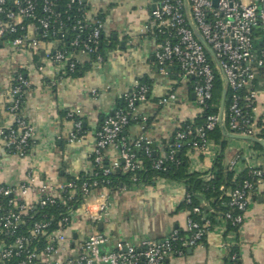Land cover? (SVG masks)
Returning a JSON list of instances; mask_svg holds the SVG:
<instances>
[{
    "label": "built area",
    "instance_id": "obj_1",
    "mask_svg": "<svg viewBox=\"0 0 264 264\" xmlns=\"http://www.w3.org/2000/svg\"><path fill=\"white\" fill-rule=\"evenodd\" d=\"M146 1L150 15L143 33L156 40L154 57L159 74L170 76L169 69L177 66V77L192 81L201 114L214 107V67L219 75L220 72L197 37L199 32L214 51L225 73L224 85L227 84L228 93L232 92L227 115L231 132L227 129L228 132L264 141V124L261 125L255 117L264 78V0ZM75 8L80 13L77 16L72 14ZM87 8L89 0H0V45L7 41L15 52L39 53L45 42L55 43L56 47L45 55V59L62 66L58 75L60 80L77 69L81 55L94 57L93 64L104 63L106 58L101 52L104 21L93 16ZM69 33H74V38L68 50L61 48V44L67 42ZM55 84L52 82V86ZM30 88L25 73L17 71L7 91V111L13 123L1 130L5 151L22 158L30 154L34 147L32 143H35V129L22 114V96ZM93 94L98 92L94 90ZM148 97V85L137 83L125 94L126 107L118 108L104 119L95 132L93 170H98L104 177L119 170L131 175L133 184H145L142 174L147 172L145 159L154 154L153 141L144 134L129 140L125 130L131 121L140 123L146 130L148 116H138L136 111ZM176 100L177 94L171 93L160 100V105L169 108ZM81 113V110H75L66 114V118L73 122L68 135L70 143L87 138ZM220 122V109L218 114L208 116L202 126L184 122L176 131L169 151L153 162L152 169L166 172L169 163L179 164L176 155L184 147H187L189 155L207 150L210 145L208 133L220 126ZM223 122L226 127V107ZM110 146L119 151L120 160L116 164L105 165V152ZM239 157L227 166V171L235 176L232 186L220 187L222 195L228 198L221 220L233 228L242 226L251 194L264 184V166L251 165L244 173L237 172ZM87 173L52 186L44 183L37 187L38 177L30 171L25 184L18 187L0 184L1 263L17 259L18 264H161L198 247L213 225L208 213H214V210L206 211L200 204L194 205L192 194L187 192L185 204L191 206L187 236L174 231L162 240L144 239L137 245L118 242L113 250L106 251L104 247L109 244V238L98 230V226L110 216L111 200L107 194L110 181H102L103 187L98 181L92 184L81 181ZM99 190L105 193H98ZM33 191L39 193L40 199L36 205L30 206L20 197ZM57 204L63 205L65 212L55 227L53 217L52 222L37 221L26 229V216L37 205L44 208ZM80 217L87 219L90 232L79 243L77 255L62 259L59 255L69 242H73L69 233ZM41 239L45 241L44 248L39 250L32 241L40 242ZM223 246L229 251V263L241 264L236 246L231 241H224Z\"/></svg>",
    "mask_w": 264,
    "mask_h": 264
},
{
    "label": "crops",
    "instance_id": "obj_2",
    "mask_svg": "<svg viewBox=\"0 0 264 264\" xmlns=\"http://www.w3.org/2000/svg\"><path fill=\"white\" fill-rule=\"evenodd\" d=\"M93 16L104 21V40L112 49L101 64L84 67L79 77L58 78L62 66L54 65L45 55L56 47L45 42L39 53L12 50L9 42L0 45V184L18 187L28 182V173L38 177L37 187L47 183H61L68 178L92 170V153L95 132L101 122L112 115L125 102V94L137 83L145 81L150 86L146 102L137 106L138 116H148L146 130L140 123L131 124L125 136L134 140L142 134L153 141L154 154L165 156L174 143L176 131L184 122H195L201 115L192 88V81L160 75L154 57L156 40L144 34L149 21L146 0H89ZM42 54H44L42 56ZM82 63L90 61L79 56ZM22 70L30 81L31 88L22 96V114L35 129V145L27 157L8 154L5 151L1 130L13 123L7 111V91L17 71ZM52 82L56 84L52 86ZM98 92L97 95L93 91ZM171 93L177 100L169 108L160 105V100ZM81 110L87 132L82 142L70 143L68 135L73 122L66 118L69 111ZM257 120L264 122V78L255 111ZM223 133V132H222ZM225 149L210 140L207 150L188 154L189 172L200 173L208 182L216 173L217 158L224 154V166L239 157L236 170L244 173L251 165L264 166V147L240 138L223 134ZM106 162H119V151L114 146L105 152ZM215 172V173H214ZM240 173V174H241ZM235 177V176H234ZM187 185L169 179L157 178L152 183L132 185L116 191H108L111 212L108 220L98 230L109 238L104 250L111 251L118 242L137 245L144 239L162 240L174 231L187 234L189 210L185 207ZM98 193H105L99 190ZM200 205L212 220L202 244L190 249L184 256L174 257L161 264H230L229 251L224 241H231L237 248L241 264H264V184L250 196L249 206L241 227L227 226L221 220V208L204 196ZM28 205H36L40 195L37 191L20 197ZM220 217V219H219ZM90 232L85 217L76 219L65 250L59 255L66 259L79 253V243ZM0 264H2L0 262Z\"/></svg>",
    "mask_w": 264,
    "mask_h": 264
},
{
    "label": "trees",
    "instance_id": "obj_3",
    "mask_svg": "<svg viewBox=\"0 0 264 264\" xmlns=\"http://www.w3.org/2000/svg\"><path fill=\"white\" fill-rule=\"evenodd\" d=\"M87 10H90V5H89V8H87ZM72 14L77 16L80 13L78 12L77 8H75L72 11ZM73 38H74V33H69V36L67 37V40H66L67 42H65L64 44H61V48L69 50L70 42L71 40H73ZM112 47L113 45L109 47L106 41L104 40V38L102 39L101 52H102V55L106 59H107V52L110 49H112ZM94 61H95L94 57H91L90 61L86 63H82L80 61V64L78 65L77 69L73 73H68L64 77H79L82 74L84 67L92 66ZM169 70H170L171 75L175 74L177 76V74H179L177 66H172ZM214 72L216 74V88L214 90V101H213L214 107L208 108L207 110H205L203 114L200 115V117L194 122L195 127L202 126L206 122V119L208 116L218 114L219 112L221 96H222V92L224 89V81L219 75V73L217 72L215 67H214ZM262 75L264 76V71ZM140 83L148 85L145 81H141ZM148 87L150 91V86L148 85ZM231 97H232V92L229 91L225 107H226V128L230 132H231V129L228 126L227 115L229 111ZM125 107H126V103L124 102V104L121 105L120 108H125ZM133 123H136V122L131 121L130 124L126 127V129H128V127ZM259 123L261 125L264 124L262 119L259 120ZM101 124L99 125V127L101 126ZM208 138L210 140H214L218 145H221L222 148L225 149L226 143L222 141L223 133H222L220 126H218L214 131L209 132ZM33 145H35V143H32V146ZM256 147L261 148V146L257 143H256ZM30 152H31V149H30ZM140 157L143 158V155H141ZM156 159H158V156H156L155 154H153L151 158L147 160L145 159V165L147 167V172L142 174V178L145 184L152 183V181H154L157 178H163V179H169V180L176 181V182H182L187 185L188 192L192 194L194 205L200 204V201L198 198L200 196L198 195L204 196L206 199H208V201H211L215 206H221L222 204L227 203L228 198L222 195V192H220V187L221 186H226V187L232 186L234 176L232 173L228 172L227 168L224 166V154H221L217 158L216 163H215V168L217 171L216 173L214 172L215 173L214 177L212 176V179L208 182L204 181L202 174L197 173V172L195 173L189 172V158H188L187 147H184L183 150L178 152L176 155V160L179 162V164L169 163L168 164L169 168H168V171L166 172L156 171L152 169V164ZM105 165H108V163L105 162ZM243 176H245V174H243ZM68 179H73V178L71 177ZM104 180L110 181V184L107 185V188L110 191H116L121 188H124L125 186L129 187V186L134 185L131 180V175H125L119 170H116L113 174L109 175L108 177H104L101 172H98V170L96 171L92 169L87 173L85 177H83L81 181H88L91 184L94 181H98L100 183V187H103V184H101V182ZM36 207L37 208L33 210V212L29 213L26 216L27 218L26 229L32 227L34 223L37 221L49 220L52 222L53 217L56 220L55 225H54L55 227L57 225V222H59L62 219L63 214L65 212L63 205H59V204L54 205V206L48 205V206H45L44 208L41 207L40 205H37ZM185 207L188 210L191 209V206H188L186 204H185ZM221 210L225 211L226 208L222 207ZM50 230L52 231V227ZM0 240H1V237H0ZM44 242H45L44 239H41L40 242H34L33 240L32 244L33 246H37V248L41 250L44 248ZM7 264H18V260L13 259L7 262Z\"/></svg>",
    "mask_w": 264,
    "mask_h": 264
},
{
    "label": "water",
    "instance_id": "obj_4",
    "mask_svg": "<svg viewBox=\"0 0 264 264\" xmlns=\"http://www.w3.org/2000/svg\"><path fill=\"white\" fill-rule=\"evenodd\" d=\"M197 37L199 38V40L201 41V43L203 44V46L205 47V49L207 50L208 54L210 55V57L213 59V61L215 62L219 72H220V75H221V78L222 79H225V73H224V70L223 68L221 67L220 65V62L218 61V59L216 58L215 56V53L214 51L211 49V47L207 44V42L203 39V37L201 36V34L199 32L196 33ZM44 54H42L43 56ZM227 95H228V86L227 84L224 85V89H223V92H222V96H221V102H220V115H221V122H220V128L223 132V134L227 137H230V138H240V139H244V140H250V141H253L257 144H260L264 147V141H261V140H258L256 138H252V137H244V136H238V135H235V134H231L228 132L227 128L225 127L224 125V122H223V114H224V111H225V106H226V100H227ZM154 149V147H153ZM155 152V151H154ZM103 228V224H99V229L102 230Z\"/></svg>",
    "mask_w": 264,
    "mask_h": 264
},
{
    "label": "rangeland",
    "instance_id": "obj_5",
    "mask_svg": "<svg viewBox=\"0 0 264 264\" xmlns=\"http://www.w3.org/2000/svg\"><path fill=\"white\" fill-rule=\"evenodd\" d=\"M2 264H4V263H2Z\"/></svg>",
    "mask_w": 264,
    "mask_h": 264
}]
</instances>
